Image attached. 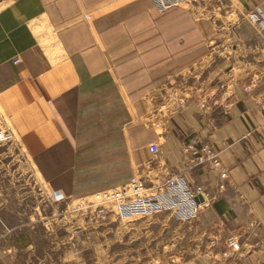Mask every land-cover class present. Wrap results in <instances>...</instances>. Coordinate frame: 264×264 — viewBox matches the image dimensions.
<instances>
[{
  "label": "crops",
  "instance_id": "crops-1",
  "mask_svg": "<svg viewBox=\"0 0 264 264\" xmlns=\"http://www.w3.org/2000/svg\"><path fill=\"white\" fill-rule=\"evenodd\" d=\"M253 7L264 12V0L162 11L153 0L0 3V119L50 193L86 197L165 166L211 197L191 220L107 216L132 236L136 227L145 264H264V29L248 19ZM189 74L204 86L162 99ZM216 77L226 92L203 107L196 96L210 99ZM191 137L218 151L224 189L209 160L185 150Z\"/></svg>",
  "mask_w": 264,
  "mask_h": 264
},
{
  "label": "rangeland",
  "instance_id": "rangeland-1",
  "mask_svg": "<svg viewBox=\"0 0 264 264\" xmlns=\"http://www.w3.org/2000/svg\"><path fill=\"white\" fill-rule=\"evenodd\" d=\"M252 10L260 14L259 22L248 19L257 29H264V12L260 7ZM231 43L226 45L229 50ZM214 59V65H222V56ZM230 62L228 69L235 66ZM201 81V76H181L161 89L162 99L204 86ZM220 82L216 77L211 87L216 91L208 100L219 98L214 105L220 104ZM196 97L206 99L204 93ZM14 140L11 136L8 141H0V264H145L141 255L146 245L136 240L141 237L137 238L136 227L132 236L121 221L107 222L108 217H98L95 207L101 202L99 192L81 198H60L50 193L49 183L39 170L35 172ZM151 218L172 217L164 212ZM150 252L149 257L156 251Z\"/></svg>",
  "mask_w": 264,
  "mask_h": 264
},
{
  "label": "built area",
  "instance_id": "built-area-1",
  "mask_svg": "<svg viewBox=\"0 0 264 264\" xmlns=\"http://www.w3.org/2000/svg\"><path fill=\"white\" fill-rule=\"evenodd\" d=\"M153 2L155 7L162 11L184 4L187 6L197 4L201 7H207L209 4L220 6L224 0H153ZM247 17L257 23L260 14L252 10L247 13ZM16 61L17 59H14V62ZM220 85L222 87L221 98L227 86L223 82H220ZM244 90L248 91L250 87L245 86ZM199 99L203 107L208 104V99ZM218 101L219 98L213 97L211 103L216 104ZM181 103L182 101H179V105ZM11 136L12 133L0 119V141H8ZM149 148L153 153L158 150L155 142L150 143ZM185 150L198 158L209 160L210 167L218 171V188H225L229 173L222 164L216 149L207 142L191 137L185 144ZM97 194H100L101 202L96 204V215L101 218L115 215L119 219L131 215L152 217L165 212L179 220H191L196 218L211 200L202 184L191 183L185 176L172 173L165 166L160 168L153 179L148 180L146 177L133 175L124 183L103 189ZM198 195L202 196L201 200H196ZM226 246L235 255L240 251V243L234 235L227 237ZM231 264H243V262L238 259Z\"/></svg>",
  "mask_w": 264,
  "mask_h": 264
},
{
  "label": "water",
  "instance_id": "water-1",
  "mask_svg": "<svg viewBox=\"0 0 264 264\" xmlns=\"http://www.w3.org/2000/svg\"><path fill=\"white\" fill-rule=\"evenodd\" d=\"M202 199V196L201 195H198L197 197H196V200H201Z\"/></svg>",
  "mask_w": 264,
  "mask_h": 264
}]
</instances>
